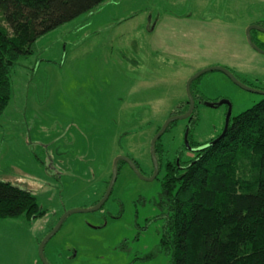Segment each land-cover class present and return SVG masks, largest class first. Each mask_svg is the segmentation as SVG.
I'll use <instances>...</instances> for the list:
<instances>
[{"label":"rangeland","instance_id":"374dc122","mask_svg":"<svg viewBox=\"0 0 264 264\" xmlns=\"http://www.w3.org/2000/svg\"><path fill=\"white\" fill-rule=\"evenodd\" d=\"M252 24L264 28V0H106L40 38L10 73L0 182L29 192L44 214L0 219V264H41L40 242L66 212L95 206L117 157L150 177V142L171 114L187 112L186 83L198 72L224 68L264 92V55L245 35ZM250 38L264 51V32ZM191 89V118L160 138L157 178L141 180L118 162L109 199L95 212L66 217L43 248L47 263L169 264L158 247L165 163L179 151L192 159L189 148L217 139L228 114L263 98L219 71L204 73ZM69 251L79 253L74 262L64 259Z\"/></svg>","mask_w":264,"mask_h":264},{"label":"trees","instance_id":"16d2710c","mask_svg":"<svg viewBox=\"0 0 264 264\" xmlns=\"http://www.w3.org/2000/svg\"><path fill=\"white\" fill-rule=\"evenodd\" d=\"M105 1L0 0V116L11 98L10 73L36 42ZM178 153L165 163L159 201L158 247L169 264H264V97L230 117L222 138L192 159ZM43 214L29 192L0 182V219Z\"/></svg>","mask_w":264,"mask_h":264},{"label":"water","instance_id":"95a60500","mask_svg":"<svg viewBox=\"0 0 264 264\" xmlns=\"http://www.w3.org/2000/svg\"><path fill=\"white\" fill-rule=\"evenodd\" d=\"M253 30H257V31H261L264 32V28H260V26L257 25H253V26H249L246 31H245V35H246V40L248 42V44L253 48V50L257 51L260 54L264 55V51L260 50L259 48H257L256 46L253 45V43L251 42V38H250V32ZM211 71H219L221 73H223L224 75L227 76V78L237 87H239L240 89L247 91L249 93H253V94H258L261 95L262 97H264V92H260V91H255L252 90L244 85H242L241 83H239L232 74H230L226 69L224 68H210V69H206L203 70L201 72H198L197 74H195L194 76H192L186 83V94H187V101H188V110L186 113L182 114V115H176V116H171L170 118H168L164 124L160 127V129L158 130V132L155 134V136L152 138L151 142H150V157H151V162H152V175L149 178L144 177L141 172L138 170L136 164L129 158L126 157H117L114 161H113V165H112V170H111V178L109 181V184L107 186V189L102 197V199L92 208L88 209V210H71L66 212L65 214H63L57 224L55 225V227L45 236V238H43V240L40 242L39 247H38V256H39V260L41 262V264H48L47 261L43 258V248L45 246V244L59 231L60 227L62 226L64 220L66 219L67 216L73 214V213H88V212H95L97 210H99L101 208V206L108 200L111 191L113 189L114 183L116 181L117 178V174H118V169H117V165L118 162H124L125 164L128 165V167L132 170V172L135 174V176H137L139 179L144 180V181H153L154 179H156L157 175L159 174V166H158V161H157V157L155 154V144L156 142L164 135V133L166 132V129L169 125L180 121V120H186L189 119L192 115V112L194 110V100L193 97L191 95V91H190V85L197 80V78H199L201 75H203L204 73L207 72H211ZM229 119H230V114L227 115V119H226V127L224 129V131L222 132V134L215 139L214 141L210 142L209 144L202 146L200 148L197 149H191L189 148V150L197 152L200 150H203L207 147H210L211 145H213L214 143H216L219 139L222 138V136L224 135L228 123H229ZM187 145V143H186ZM188 146V145H187Z\"/></svg>","mask_w":264,"mask_h":264},{"label":"flooded vegetation","instance_id":"af4514ba","mask_svg":"<svg viewBox=\"0 0 264 264\" xmlns=\"http://www.w3.org/2000/svg\"><path fill=\"white\" fill-rule=\"evenodd\" d=\"M252 25H255V24H252ZM196 103H199V105L200 104H202L203 103V100L202 99H197V101H196ZM211 105V104H210ZM223 106L225 105V104H222ZM195 107H196V105H195ZM211 107L213 108V109H216V108H219V106L217 105V104H212L211 105ZM187 152H188V149H187ZM190 154L192 153V151L190 150V152H189ZM186 156V154H184V157ZM152 171H153V169H152ZM152 175V174H151ZM110 178H111V176H110ZM149 178V177H148ZM110 181V180H109ZM108 184H109V182L107 183V185H106V188H105V191H106V189H107V186H108ZM105 193V192H104ZM111 193H112V191H111ZM104 195V194H103ZM103 195L100 197V199L98 200V201H96V203H95V205L102 199V197H103ZM111 195V194H110ZM110 197V196H109ZM109 199V198H108ZM106 203V202H105ZM104 203V204H105ZM104 204L101 206V208L104 206ZM100 208V209H101ZM108 214H110V213H108ZM110 215H112V214H110ZM112 218H113V216H112ZM52 230V229H51ZM78 255H79V253H77L76 255H75V252H71V251H69V253L64 257V259H67L66 261H68V262H74L75 260H77L78 259ZM55 260H60L59 258H55ZM60 261H62V260H60ZM49 264V263H48Z\"/></svg>","mask_w":264,"mask_h":264},{"label":"bare ground","instance_id":"6f19581e","mask_svg":"<svg viewBox=\"0 0 264 264\" xmlns=\"http://www.w3.org/2000/svg\"><path fill=\"white\" fill-rule=\"evenodd\" d=\"M228 71V70H227ZM229 72V71H228ZM230 73V72H229ZM231 74V73H230ZM194 108H195V104H194Z\"/></svg>","mask_w":264,"mask_h":264}]
</instances>
